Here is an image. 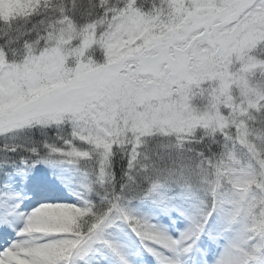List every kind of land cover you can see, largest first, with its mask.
Instances as JSON below:
<instances>
[{
    "label": "snow or ice",
    "instance_id": "1",
    "mask_svg": "<svg viewBox=\"0 0 264 264\" xmlns=\"http://www.w3.org/2000/svg\"><path fill=\"white\" fill-rule=\"evenodd\" d=\"M0 264H264V0H0Z\"/></svg>",
    "mask_w": 264,
    "mask_h": 264
}]
</instances>
